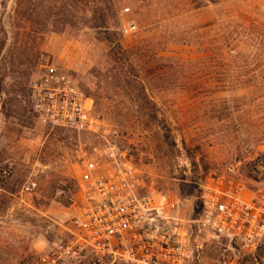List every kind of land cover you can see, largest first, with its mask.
Masks as SVG:
<instances>
[{
	"label": "rangeland",
	"instance_id": "rangeland-1",
	"mask_svg": "<svg viewBox=\"0 0 264 264\" xmlns=\"http://www.w3.org/2000/svg\"><path fill=\"white\" fill-rule=\"evenodd\" d=\"M49 65L115 132L137 195L169 216L195 219L210 177L264 184V0H0V264L124 260L51 247L85 238L81 163L101 140L37 122L30 84ZM221 252L205 245L202 263Z\"/></svg>",
	"mask_w": 264,
	"mask_h": 264
},
{
	"label": "built area",
	"instance_id": "built-area-1",
	"mask_svg": "<svg viewBox=\"0 0 264 264\" xmlns=\"http://www.w3.org/2000/svg\"><path fill=\"white\" fill-rule=\"evenodd\" d=\"M136 28L134 21H126L122 32L132 34ZM30 105L44 127L101 140L94 155L83 156L81 163L82 179L92 193L90 204L82 206L76 217L85 238L65 246L54 240L53 250L86 251L87 260L96 258L97 249L121 250L123 264H203L204 246L215 245L222 248L218 264H264V184L247 190L222 176L210 177L201 187L195 219L169 216L162 203L137 195L132 170L121 161L123 151L108 138L115 132L87 107L83 92L67 72L45 66L30 84ZM260 160L264 176V156ZM33 187L31 183L27 190ZM40 263L49 264L45 258Z\"/></svg>",
	"mask_w": 264,
	"mask_h": 264
},
{
	"label": "trees",
	"instance_id": "trees-1",
	"mask_svg": "<svg viewBox=\"0 0 264 264\" xmlns=\"http://www.w3.org/2000/svg\"><path fill=\"white\" fill-rule=\"evenodd\" d=\"M208 1H211V0H208Z\"/></svg>",
	"mask_w": 264,
	"mask_h": 264
}]
</instances>
